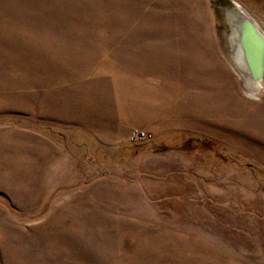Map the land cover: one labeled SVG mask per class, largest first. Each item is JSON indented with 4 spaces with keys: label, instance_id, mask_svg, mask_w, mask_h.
<instances>
[{
    "label": "rangeland",
    "instance_id": "374dc122",
    "mask_svg": "<svg viewBox=\"0 0 264 264\" xmlns=\"http://www.w3.org/2000/svg\"><path fill=\"white\" fill-rule=\"evenodd\" d=\"M156 1L0 0V264H264V157L195 117H168L188 96L157 64L163 55L142 48L177 33L159 34V12L150 30L130 10ZM178 3L242 98L264 108V89L249 96L231 65L224 14L239 3L264 29V0ZM129 85L143 111L126 140L83 127ZM135 127L148 138L130 141ZM130 187L133 207L120 199ZM202 248L222 259L204 260Z\"/></svg>",
    "mask_w": 264,
    "mask_h": 264
},
{
    "label": "bare ground",
    "instance_id": "6f19581e",
    "mask_svg": "<svg viewBox=\"0 0 264 264\" xmlns=\"http://www.w3.org/2000/svg\"><path fill=\"white\" fill-rule=\"evenodd\" d=\"M175 2L176 0H158L157 4L150 9L147 8L146 11L141 10L145 4L130 5L132 20H138L141 17L147 25L145 29H150V24L153 27L154 18L159 12L162 18L159 23L163 26L159 29V34L165 35L171 31L177 33L176 43L170 44L169 41L163 43L152 39L153 42L149 41L142 48L149 54L152 52V54L163 55V65L161 62L157 64L166 70L171 77L169 78L171 82L175 79L176 84L182 88V96H188V104L175 113H170L168 117L174 114L175 117L172 118H175V123L183 124L189 121L191 125L195 124L191 122L195 117V121L203 122L200 126L202 129L209 131L214 129V132L220 133L231 141L238 139L248 149L264 157V119L262 117L264 108L248 103L242 98L235 76L233 77L222 59L216 55L209 41L203 39L200 27L188 20L187 12L184 7L181 8V3L172 4ZM224 14L230 28V32L226 33V42L229 47L231 65L241 77L242 87L248 95L252 97L260 95L264 89V29L239 3L225 7ZM171 16H174V21L170 18ZM136 23L132 25L134 37L140 34V28L137 29ZM144 30L143 33H145ZM151 37L156 39L155 35ZM4 75V72L0 71V95L8 90ZM176 96L181 97V93H176ZM167 97L172 98L171 94ZM164 100L168 102V99ZM181 239L187 242L186 238ZM201 253L204 260L217 262L222 259V256H218L209 249L202 248Z\"/></svg>",
    "mask_w": 264,
    "mask_h": 264
},
{
    "label": "crops",
    "instance_id": "0c3cea01",
    "mask_svg": "<svg viewBox=\"0 0 264 264\" xmlns=\"http://www.w3.org/2000/svg\"><path fill=\"white\" fill-rule=\"evenodd\" d=\"M114 88L116 95L103 98L98 111L99 116H97V113H95L94 117L87 115V118L83 119V127L91 130L96 137L104 135L103 131H106L108 132L106 134L113 137V144H120L126 140L129 130L136 123V120L141 121L142 118L135 115L138 107L136 108L133 105L135 99L130 98V85L129 87L114 86ZM138 109L143 111L142 108ZM121 194L124 195V192H121ZM120 199L129 200L130 207H133L134 189L128 188L127 194L120 197Z\"/></svg>",
    "mask_w": 264,
    "mask_h": 264
},
{
    "label": "built area",
    "instance_id": "2783aa9c",
    "mask_svg": "<svg viewBox=\"0 0 264 264\" xmlns=\"http://www.w3.org/2000/svg\"><path fill=\"white\" fill-rule=\"evenodd\" d=\"M147 138H148V134L146 130L139 127L133 128L129 134V140L132 142L143 141Z\"/></svg>",
    "mask_w": 264,
    "mask_h": 264
},
{
    "label": "trees",
    "instance_id": "16d2710c",
    "mask_svg": "<svg viewBox=\"0 0 264 264\" xmlns=\"http://www.w3.org/2000/svg\"><path fill=\"white\" fill-rule=\"evenodd\" d=\"M191 139L192 138H189L187 141H186V144L188 143V141H191ZM194 141H196V142H199V143H201L202 145H204V146H206L207 144H206V142L205 141H203V140H201V139H193ZM165 149H168V148H164V149H162V150H165ZM182 149H187L186 147H185V143H184V145H182Z\"/></svg>",
    "mask_w": 264,
    "mask_h": 264
}]
</instances>
